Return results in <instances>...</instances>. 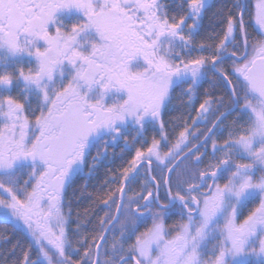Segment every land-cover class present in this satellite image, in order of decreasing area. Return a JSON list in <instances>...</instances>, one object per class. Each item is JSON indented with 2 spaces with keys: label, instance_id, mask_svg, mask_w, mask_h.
<instances>
[{
  "label": "snow or ice",
  "instance_id": "1",
  "mask_svg": "<svg viewBox=\"0 0 264 264\" xmlns=\"http://www.w3.org/2000/svg\"><path fill=\"white\" fill-rule=\"evenodd\" d=\"M0 264H264V0H0Z\"/></svg>",
  "mask_w": 264,
  "mask_h": 264
}]
</instances>
